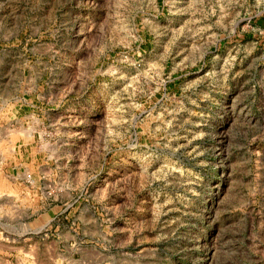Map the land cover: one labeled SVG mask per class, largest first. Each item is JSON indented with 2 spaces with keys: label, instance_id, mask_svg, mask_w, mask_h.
<instances>
[{
  "label": "rangeland",
  "instance_id": "374dc122",
  "mask_svg": "<svg viewBox=\"0 0 264 264\" xmlns=\"http://www.w3.org/2000/svg\"><path fill=\"white\" fill-rule=\"evenodd\" d=\"M0 264H264V0H0Z\"/></svg>",
  "mask_w": 264,
  "mask_h": 264
},
{
  "label": "built area",
  "instance_id": "2783aa9c",
  "mask_svg": "<svg viewBox=\"0 0 264 264\" xmlns=\"http://www.w3.org/2000/svg\"><path fill=\"white\" fill-rule=\"evenodd\" d=\"M29 177H31V175H29Z\"/></svg>",
  "mask_w": 264,
  "mask_h": 264
}]
</instances>
